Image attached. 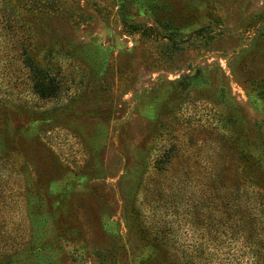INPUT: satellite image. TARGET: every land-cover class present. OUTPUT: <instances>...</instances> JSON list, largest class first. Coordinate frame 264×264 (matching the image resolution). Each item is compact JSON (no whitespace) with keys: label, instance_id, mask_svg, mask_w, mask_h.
I'll use <instances>...</instances> for the list:
<instances>
[{"label":"rangeland","instance_id":"1","mask_svg":"<svg viewBox=\"0 0 264 264\" xmlns=\"http://www.w3.org/2000/svg\"><path fill=\"white\" fill-rule=\"evenodd\" d=\"M44 1L0 0V100L14 110L4 125L0 116V229L24 246L11 264H184L179 248L214 243V225L191 233L199 212L172 217L167 197L177 180L186 208L195 203L216 173L219 132L237 127L215 73L244 122L264 131V0ZM12 32L52 67L55 96L25 92ZM196 66L212 79L178 88ZM158 219L172 246L139 233Z\"/></svg>","mask_w":264,"mask_h":264},{"label":"trees","instance_id":"2","mask_svg":"<svg viewBox=\"0 0 264 264\" xmlns=\"http://www.w3.org/2000/svg\"><path fill=\"white\" fill-rule=\"evenodd\" d=\"M50 5L52 3L43 0L42 7H49ZM43 10L46 11V8ZM10 35L12 37L10 43L12 45L18 43L16 46L22 47L17 53V58L21 68L25 71V92L39 99L55 96L59 84L53 78L52 67L44 68L37 65L26 51L23 42L13 39L15 33L12 32ZM12 76L19 77V75ZM212 77L208 67L196 66L189 72L180 74L176 79V86L180 89L199 87ZM213 78L217 83L219 100L232 106L233 118L228 121H231L232 127H237L233 128L232 133L223 130L220 131L221 133L219 132V147L217 148L219 160H217L218 163L215 167L216 173L208 176L206 178L208 180L203 182L204 185H202L199 194L200 198H197V201L191 205L188 203V208H186L184 203L186 199L181 193V186L184 183L176 180L167 199H173L170 208H168L172 217L181 212L189 215L187 209L196 213L198 211V214L206 217L204 220L198 214L194 216L187 224V230L190 229L191 233L198 230L197 234L205 232L206 235H210L209 229L205 230L202 224L214 225L213 237L216 235V239H214V243H210L208 239H200L189 246L186 245V248L177 250L181 252V256L185 260L184 264H223V261L228 257L226 263L231 262L230 264H264V131L258 133L257 130H254L256 129L255 123L244 122L239 107L233 105V101L229 98L226 91L227 87L222 84V79L217 73ZM6 87H8L6 90L9 91L10 86ZM4 101L3 99L0 100V116L3 119V125L7 119V114L14 112L5 105ZM219 117V121H222V116ZM243 125L245 126L243 127ZM227 151L231 156L228 159L225 158ZM176 153L169 149L164 151L162 157L160 155L161 170L165 171V164L170 163V157ZM156 192L158 194L155 197L157 196L158 199L164 197L165 190L163 187ZM41 217L44 223L46 221L45 213H42ZM163 227L165 225L158 219L153 226L151 224L139 229V233L146 232L148 235L146 240L151 241L148 243L150 246H153V243L155 246V243L162 244L163 241L167 242L168 240L167 245L172 246L171 224L166 231ZM10 233L8 230L0 229V256L7 257V259H3V262L7 264H11L14 259L18 258L20 249L24 247L23 243L12 241L9 237ZM2 246L9 250L7 252L1 251ZM229 248L230 251L227 250ZM226 250L227 255L225 254L224 259H222V253ZM25 251L28 254L27 245L24 248ZM44 255L50 256L48 252ZM34 256L40 255L35 252Z\"/></svg>","mask_w":264,"mask_h":264}]
</instances>
